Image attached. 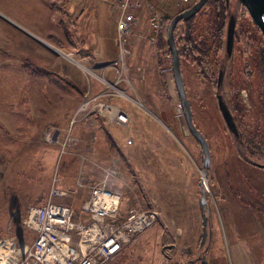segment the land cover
Returning a JSON list of instances; mask_svg holds the SVG:
<instances>
[{
	"label": "rangeland",
	"instance_id": "rangeland-1",
	"mask_svg": "<svg viewBox=\"0 0 264 264\" xmlns=\"http://www.w3.org/2000/svg\"><path fill=\"white\" fill-rule=\"evenodd\" d=\"M117 1L109 15L115 24ZM143 1L119 83L123 93L113 97L137 113H129L127 124H107L121 131L115 140L107 128L93 129L82 116L73 122L80 104L101 93L86 95L83 70L73 62L82 63L84 47L97 30L95 1L0 0V237L9 234L32 242L34 235L24 227L29 208L44 204L53 187H77L79 156L84 155L81 178L88 185L103 180L116 160L121 162L125 176L113 178L110 185L121 196L122 215L131 208L159 211L154 225L115 264H203V258L207 264H234L237 259L240 264H264V36L240 0H231L221 39L211 33L210 6L178 25L193 122L210 148L206 168L202 147L179 107L173 69L164 72L172 66L168 26L199 0L186 5L179 0ZM155 12L163 26L159 31L151 24ZM232 15H237L236 33L227 54ZM190 31L192 45L186 40ZM196 42L200 49L202 43L208 45L200 52ZM219 94L234 116L238 136L224 119ZM73 105L76 109L69 114ZM50 131L53 141L47 138ZM67 136L72 145L61 154ZM241 141L248 148L243 156L237 151ZM87 193L88 188L78 187L54 200L80 215ZM204 213L208 225L202 244Z\"/></svg>",
	"mask_w": 264,
	"mask_h": 264
},
{
	"label": "built area",
	"instance_id": "built-area-1",
	"mask_svg": "<svg viewBox=\"0 0 264 264\" xmlns=\"http://www.w3.org/2000/svg\"><path fill=\"white\" fill-rule=\"evenodd\" d=\"M120 14L117 19L119 53L113 63L117 78L107 83V91L86 98L77 108L73 122L82 116L86 122L94 123L98 118L106 124L124 125L129 122V113L109 98L118 97L122 90L119 83L124 80L127 61L131 56L128 48L137 13L144 8L143 0H118ZM186 5L191 0H179ZM154 31L161 29L158 13H152ZM156 41V35H151ZM111 92H109V91ZM106 98V99H105ZM183 107V104H179ZM47 138L53 141L52 132ZM133 139H128L132 144ZM72 145L70 136L61 143V154H67ZM79 166L77 187L61 190L53 187L44 204L32 205L24 219V226L34 235L32 242L6 234L0 237V264H115L123 250L144 231L154 225L159 211L152 207L131 208L127 214L120 212L121 196L111 187L113 178L124 175L121 162L116 160L107 170L103 180L95 184L82 183L85 171L84 155ZM78 187L88 188V196L81 206V213L69 204L54 200L57 196L72 194Z\"/></svg>",
	"mask_w": 264,
	"mask_h": 264
},
{
	"label": "crops",
	"instance_id": "crops-1",
	"mask_svg": "<svg viewBox=\"0 0 264 264\" xmlns=\"http://www.w3.org/2000/svg\"><path fill=\"white\" fill-rule=\"evenodd\" d=\"M96 4V9H98L97 13L99 12L98 17H96L95 33L94 36H91L92 39L89 42L87 47H84L85 53L81 54V62L79 59L74 58V65L79 67L83 70V76L86 80L87 86V94L91 93H100L106 88L108 82H113L116 80L117 77V70L114 67L113 63L116 61L119 53V43H118V33H117V25L111 21L109 15L111 14V8L113 4L117 0H93ZM100 13L102 15L100 16ZM104 19H107V23ZM107 26V29L104 27ZM172 68L169 66L165 71H170ZM123 93V90H122ZM123 95V94H122ZM125 97H128L125 96ZM109 102H112L119 107L125 109L128 113H131L134 117L136 116L135 109L131 107L129 103H124L123 101H117V99L109 98ZM69 114L72 113L74 109H76V105H73L69 108ZM132 116V118H134ZM98 118L91 126L93 129H106L109 127L103 119ZM110 131V136L115 140L116 135H118L119 139L121 138V131L119 132L117 128H107ZM116 132V134L112 133ZM118 133V134H117ZM88 193L85 195L84 200L87 198ZM234 256V252H233ZM235 261V260H234ZM240 264V261L237 259V263Z\"/></svg>",
	"mask_w": 264,
	"mask_h": 264
},
{
	"label": "water",
	"instance_id": "water-1",
	"mask_svg": "<svg viewBox=\"0 0 264 264\" xmlns=\"http://www.w3.org/2000/svg\"><path fill=\"white\" fill-rule=\"evenodd\" d=\"M207 1L208 0H199L191 7L183 10L181 13L174 16L168 28V44H169L171 55H172V68H173L176 86H177V89L180 95L181 102L183 104L188 126L192 134L194 135V137L200 143L202 150H203V154L205 155V167L206 168H208L209 166L210 148H209L207 139L205 138L203 133L197 128V126L193 122V112H192L190 100L187 96V91H186L184 78L182 74L181 56H180L179 49L176 43L175 29L178 26L179 22H181L182 20H189L193 18L195 15H197L202 10V8L206 5ZM240 1L247 8L249 15L252 18L253 22L258 26V28L260 29V31L262 32L264 36V0H240ZM236 24H237L236 18L234 15H232L230 17V20L228 22V27H227L226 47H227V52L229 54L232 53L233 46H234ZM221 75H222V72L220 73V77ZM218 103L222 110L224 119L228 127L236 135H239L238 127L234 119V116L228 104L225 102L221 94L218 95ZM203 194H204V191H203ZM204 201H205V198L203 197L202 203ZM207 225H208V217L204 213L203 214V226L204 227H203V235H202V244L205 243V240L207 238ZM202 263L207 264L206 258H203Z\"/></svg>",
	"mask_w": 264,
	"mask_h": 264
},
{
	"label": "trees",
	"instance_id": "trees-1",
	"mask_svg": "<svg viewBox=\"0 0 264 264\" xmlns=\"http://www.w3.org/2000/svg\"><path fill=\"white\" fill-rule=\"evenodd\" d=\"M230 4H231V0H208L206 6H210V7H213V10H212V14L210 15V18H209V23L211 24V26L213 27L211 33H214L217 35V39H221L223 36H224V33L226 32V26H227V18H228V14H229V9H230ZM203 7V8H204ZM244 7V6H243ZM202 8V9H203ZM185 10V8H183ZM245 11L247 12L246 10V7H244ZM202 11V10H201ZM200 11V12H201ZM201 14V13H200ZM231 15V14H230ZM197 15H195L193 18L189 19V20H182L181 22H190L192 20L195 19ZM235 16V15H234ZM236 20H237V15L235 16ZM172 21V20H171ZM179 22V24L181 23ZM171 23V22H170ZM178 24V25H179ZM170 25V24H169ZM161 28L163 29V26L161 24ZM169 28V26H168ZM178 26L176 27L175 29V38H176V43H177V46H178V40H177V29ZM165 30V29H164ZM225 30V31H224ZM192 32L193 31H190L189 33V36L187 37L186 36V40H187V43L189 42L190 44L193 43L195 40L192 36ZM236 33V32H235ZM167 38H168V29H167ZM192 45V44H191ZM196 45V48L197 50H199L200 48L198 47V42H196V44L194 43L193 46ZM201 49L199 50L200 52H203V49L206 48V46L208 45L207 42L205 43H202L201 44ZM188 47V46H187ZM187 47H184V50L186 51L187 50ZM195 47V46H194ZM179 49V47H178ZM188 51V50H187ZM183 51H180L179 50V53H180V56H181V59H182V53ZM227 54H229L227 51H226ZM172 68V66H170ZM234 133V132H233ZM235 134V133H234ZM236 135V134H235ZM238 136V135H236ZM247 147L244 145V142L241 141L238 145H237V151L239 153L240 156H243L244 154L247 153Z\"/></svg>",
	"mask_w": 264,
	"mask_h": 264
},
{
	"label": "bare ground",
	"instance_id": "bare-ground-1",
	"mask_svg": "<svg viewBox=\"0 0 264 264\" xmlns=\"http://www.w3.org/2000/svg\"><path fill=\"white\" fill-rule=\"evenodd\" d=\"M24 227H25V226H24ZM25 229H27V228L25 227ZM27 231H28V232H31L29 229H27ZM3 260H4V259H2L1 261H3ZM1 261H0V262H1Z\"/></svg>",
	"mask_w": 264,
	"mask_h": 264
},
{
	"label": "flooded vegetation",
	"instance_id": "flooded-vegetation-1",
	"mask_svg": "<svg viewBox=\"0 0 264 264\" xmlns=\"http://www.w3.org/2000/svg\"><path fill=\"white\" fill-rule=\"evenodd\" d=\"M222 76V75H221ZM220 79H221V77H220Z\"/></svg>",
	"mask_w": 264,
	"mask_h": 264
}]
</instances>
